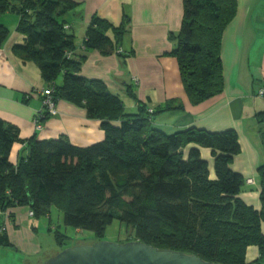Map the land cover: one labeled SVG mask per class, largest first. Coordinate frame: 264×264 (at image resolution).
<instances>
[{
  "label": "trees",
  "instance_id": "obj_1",
  "mask_svg": "<svg viewBox=\"0 0 264 264\" xmlns=\"http://www.w3.org/2000/svg\"><path fill=\"white\" fill-rule=\"evenodd\" d=\"M76 7L72 0H0V14L19 15L16 31L23 41L12 46L13 54L39 67L55 102L83 107L104 132L101 142L77 147L64 137L22 139L15 125L0 118V245L10 246L4 224L10 208L26 206L38 218L54 206L66 227L90 231L95 241L104 239L107 226L117 220L133 231L121 243L138 240L217 264H264V162L257 168L258 211L239 197L246 181L230 167L240 151L235 130L190 127L166 134L153 127L154 116L181 110V104L173 107L170 101L149 112L140 103L139 112L127 114L122 100L102 81L80 76L83 59L73 57L74 37L64 21ZM236 12L237 0H183L171 55L193 106L223 91L222 36ZM129 32L128 16L116 26L95 15L84 44L108 55ZM8 36L0 24V46ZM49 117L43 110L38 121ZM255 117L264 148V111ZM15 143H25L29 154L13 164L9 156ZM190 144L211 150L213 178L197 147L185 156ZM54 236L62 249L68 247L67 236ZM249 246L259 251L252 263L246 262Z\"/></svg>",
  "mask_w": 264,
  "mask_h": 264
},
{
  "label": "crops",
  "instance_id": "obj_2",
  "mask_svg": "<svg viewBox=\"0 0 264 264\" xmlns=\"http://www.w3.org/2000/svg\"><path fill=\"white\" fill-rule=\"evenodd\" d=\"M72 1L77 7L65 14L64 21L69 24L67 34L74 37L73 57L83 59L79 75L102 81L122 100L127 114L139 112L140 103L145 104L146 111L153 109L155 112L170 101H174L173 107L181 104V110L164 111L154 116L153 127L163 132L174 133L190 127L211 132L235 130L240 151L233 157L230 167L246 181L239 197L259 211L257 168L264 162V148L255 116L264 111V0H237L235 18L222 36L223 91L196 106L189 102L176 58L171 55L183 18V0ZM95 15L116 26L124 16L130 19V32L122 37L111 54L104 55L84 44L87 28ZM18 20L15 12L0 14V24L9 30L7 40L0 46V118L15 125L22 139L64 137L77 147L101 142L104 132L100 122L89 119L83 107L62 99L56 101V115L43 122L39 120L41 127L37 128L35 121L44 110L41 92L49 85L35 63L22 62L12 52V46L23 41L16 31ZM191 147L199 149L213 178L211 150L190 144L184 149L185 156ZM28 154L25 143H15L9 160L16 164ZM248 179L254 183L249 184ZM50 209L42 221L29 216L30 209L26 206L10 208L6 212L10 218L4 215L10 246L0 245V249L15 254L20 264H43L58 253L62 248L56 241H41L38 236L44 230L45 221L48 228L51 227ZM261 230L264 234V224ZM258 257V248L249 246L246 262L252 263Z\"/></svg>",
  "mask_w": 264,
  "mask_h": 264
},
{
  "label": "water",
  "instance_id": "obj_3",
  "mask_svg": "<svg viewBox=\"0 0 264 264\" xmlns=\"http://www.w3.org/2000/svg\"><path fill=\"white\" fill-rule=\"evenodd\" d=\"M43 264H217L197 255L160 249L138 240H98L60 250Z\"/></svg>",
  "mask_w": 264,
  "mask_h": 264
},
{
  "label": "rangeland",
  "instance_id": "obj_4",
  "mask_svg": "<svg viewBox=\"0 0 264 264\" xmlns=\"http://www.w3.org/2000/svg\"><path fill=\"white\" fill-rule=\"evenodd\" d=\"M166 133V132H165ZM170 134V133H166ZM51 211V221H45L44 230L38 235L41 241L44 239L51 240L53 243L55 242V234L57 232L61 233L62 235L67 236L68 241L66 244L73 245L77 242L82 244L84 243H92L95 241V237L92 232L90 231H75L72 227H66L63 223V214L54 206L50 209ZM45 217H36V219H41L44 221ZM51 228V229H50ZM133 237V231L131 229H126L123 224L119 221L114 220L109 226H107L105 230V235L103 240L107 241H118L119 239H128ZM0 264H20V261L11 252H7L0 249Z\"/></svg>",
  "mask_w": 264,
  "mask_h": 264
},
{
  "label": "built area",
  "instance_id": "obj_5",
  "mask_svg": "<svg viewBox=\"0 0 264 264\" xmlns=\"http://www.w3.org/2000/svg\"><path fill=\"white\" fill-rule=\"evenodd\" d=\"M263 93V91H261ZM41 95L43 97V107L44 111H46L50 116L56 115V102L54 101L53 98V87L48 86L45 89L42 90ZM151 112V110H149ZM40 116V115H39ZM39 117L36 119V125L37 128H40L41 125L38 121ZM248 183L252 184L254 183L252 179H248ZM5 216H7V213H4ZM29 216H33V213L29 211Z\"/></svg>",
  "mask_w": 264,
  "mask_h": 264
}]
</instances>
